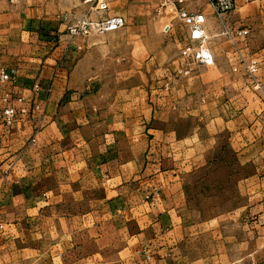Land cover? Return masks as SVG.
<instances>
[{
    "label": "crops",
    "instance_id": "crops-1",
    "mask_svg": "<svg viewBox=\"0 0 264 264\" xmlns=\"http://www.w3.org/2000/svg\"><path fill=\"white\" fill-rule=\"evenodd\" d=\"M234 1L222 23L203 1L185 5L206 17L212 65L181 67L179 86L115 83L108 95L77 41L92 35L71 36L57 15L63 0H0V72L11 75L0 80V109L6 98L27 111L9 127L0 121V264H264V126L243 129L245 113L210 115L228 121L238 163L256 165L243 206L208 219H190L185 195L206 154L188 149L178 127L162 128L188 115L184 99L168 109L171 90L181 99L193 87H235L240 57L250 60L257 28L264 34V0ZM81 5L77 18L88 13Z\"/></svg>",
    "mask_w": 264,
    "mask_h": 264
},
{
    "label": "rangeland",
    "instance_id": "rangeland-1",
    "mask_svg": "<svg viewBox=\"0 0 264 264\" xmlns=\"http://www.w3.org/2000/svg\"><path fill=\"white\" fill-rule=\"evenodd\" d=\"M162 4L161 0H111L107 13L125 17L126 26L116 32L77 39L82 49L92 51L91 78L105 83V92L108 95L115 92V83H121L124 87L133 84L145 87L148 82L162 84L174 81L179 86L181 75L178 71L181 67L188 68L193 65L181 56V50L186 43L182 25L176 20L177 5L174 7L168 3L164 6ZM84 13L81 0H63L57 15L65 16V21L72 23ZM259 31L257 28L258 35L252 45L251 58L246 62H255L257 66L253 77L248 76L241 61L244 71L241 70L237 75L238 79L233 88L213 89L206 85L207 88L196 90L193 87L195 91L181 99H175L179 97V90H171L170 96L176 101L174 106H167L168 109L178 111V102L184 99L186 103L179 107L181 114L188 115L186 120L164 122L162 128L178 127L185 136L188 149H195L197 145L206 154L205 161H209L202 170L188 174L185 179L186 204L192 212L190 219L224 215L245 203L244 179L255 175L253 167L256 164L248 167L238 163L236 154L228 148V121L213 120L215 118L210 115L245 113L248 118L239 123L243 129L246 125L249 131H257L260 126H264V57L261 55L264 53L254 54L256 45L264 49V34ZM63 35L67 34L61 27V32L55 38ZM248 36L249 32L247 38L243 39V42L245 39L247 41L245 48L248 47ZM66 41L67 39L64 42ZM188 80L190 87L193 81L190 78ZM141 96L144 97L145 93ZM253 188L257 187L253 185Z\"/></svg>",
    "mask_w": 264,
    "mask_h": 264
},
{
    "label": "built area",
    "instance_id": "built-area-1",
    "mask_svg": "<svg viewBox=\"0 0 264 264\" xmlns=\"http://www.w3.org/2000/svg\"><path fill=\"white\" fill-rule=\"evenodd\" d=\"M163 4L169 3L172 6H179L175 9L176 18L184 29L187 31L185 37L186 45L181 50V56L184 60L198 65H212L213 55L208 45L209 37L207 36L204 26L206 17L198 11H189L185 5L192 2H205L212 15L219 21L223 22V18L234 10V0H161ZM111 0H81V4L87 7L88 13L77 18L68 26V33L73 37H88L93 34H104L116 32L124 28L127 24L126 18L122 15H105L96 18L91 17V13L106 14L109 11ZM223 34H227L225 31ZM248 35L247 30L237 32L236 36L243 38ZM242 64L248 76L253 77L257 71L255 62L246 63L240 57ZM0 80L7 82L11 80V75L0 72ZM18 101H21L19 99ZM3 107L0 109V121L4 126L9 127L14 120L21 115L27 113L24 108H15L8 104L6 98L2 99ZM39 107L35 105L31 114L37 112ZM34 142V139L31 140ZM3 226L0 224V231Z\"/></svg>",
    "mask_w": 264,
    "mask_h": 264
}]
</instances>
